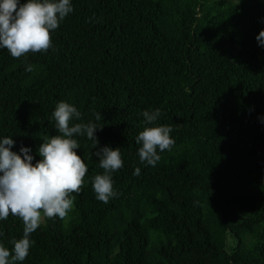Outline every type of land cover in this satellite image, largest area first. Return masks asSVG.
<instances>
[{
  "label": "trees",
  "instance_id": "trees-1",
  "mask_svg": "<svg viewBox=\"0 0 264 264\" xmlns=\"http://www.w3.org/2000/svg\"><path fill=\"white\" fill-rule=\"evenodd\" d=\"M72 3L46 52L0 49V137L14 151L31 146L41 159L60 101L81 112L73 124L102 127L97 146L74 135L88 172L68 223L42 213L15 264H264V0ZM157 108L154 124L171 125L176 142L143 165L136 136ZM104 145L124 161L107 203L91 179ZM23 229L10 214L0 243L11 250Z\"/></svg>",
  "mask_w": 264,
  "mask_h": 264
},
{
  "label": "clouds",
  "instance_id": "clouds-1",
  "mask_svg": "<svg viewBox=\"0 0 264 264\" xmlns=\"http://www.w3.org/2000/svg\"><path fill=\"white\" fill-rule=\"evenodd\" d=\"M74 11L72 0H0V49L19 58L29 51L46 52L53 47L51 34L60 23ZM264 46V29L256 37ZM26 71L32 65L26 64ZM77 107L69 102L60 101L52 114L58 134L42 142L37 152L41 159L32 154L31 146L20 145L14 151L16 141L12 136L0 137V221L10 214L19 216L24 222L23 237L13 241L14 248L9 250L0 243V264H15L24 261L34 243L30 234L41 224L42 213L48 218H64L72 209L73 192H80L88 165L77 149L80 143L74 135L84 136L99 144L96 122L72 123L81 117ZM161 116L159 108L143 112L146 126L136 136L140 163L155 166L161 159L160 152L171 150L175 138L170 134L173 127L168 124H154ZM100 121L101 113L95 114ZM264 122V116L261 118ZM159 150V151H158ZM99 167L104 171L92 179L96 199L109 202L118 192L114 188L113 173L124 165L119 146L104 145L95 152ZM35 161V162H34ZM141 168L135 167L134 175H140Z\"/></svg>",
  "mask_w": 264,
  "mask_h": 264
},
{
  "label": "rangeland",
  "instance_id": "rangeland-1",
  "mask_svg": "<svg viewBox=\"0 0 264 264\" xmlns=\"http://www.w3.org/2000/svg\"><path fill=\"white\" fill-rule=\"evenodd\" d=\"M72 208H73V206H72ZM71 211V210H70ZM70 211H69V213H68V215L66 216V218H65V224H67L68 223V221H69V217H70Z\"/></svg>",
  "mask_w": 264,
  "mask_h": 264
}]
</instances>
